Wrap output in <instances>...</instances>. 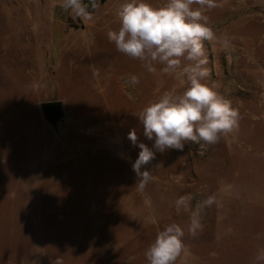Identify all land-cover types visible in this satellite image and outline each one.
<instances>
[{
	"label": "rangeland",
	"instance_id": "374dc122",
	"mask_svg": "<svg viewBox=\"0 0 264 264\" xmlns=\"http://www.w3.org/2000/svg\"><path fill=\"white\" fill-rule=\"evenodd\" d=\"M124 0H98L91 19L63 14L62 0H0V264H147L145 250L168 224L184 231L176 264H257L264 248V0H217L204 9L216 38L205 42L206 83L231 101L238 127L212 146L156 152L152 179L136 187L132 163L150 148L140 111L186 78L149 72L107 39ZM160 6L166 0H149ZM86 5L90 2L84 0ZM72 32L57 56L55 22ZM225 41L227 43H225ZM130 75L139 84L126 83ZM62 103L50 123L42 104ZM191 194L203 230L188 233Z\"/></svg>",
	"mask_w": 264,
	"mask_h": 264
},
{
	"label": "clouds",
	"instance_id": "9594fccd",
	"mask_svg": "<svg viewBox=\"0 0 264 264\" xmlns=\"http://www.w3.org/2000/svg\"><path fill=\"white\" fill-rule=\"evenodd\" d=\"M61 6L76 17L91 19L89 6L95 9L96 4L94 0H90V5L84 0H62ZM216 6L217 0H166L160 6L149 0H124L116 9L120 26L118 30H109L107 39L118 52L144 62L149 72H154L153 65L159 64L164 73L179 71L186 78L182 92L165 93L140 111L143 136L154 141L151 148L138 139L135 128L128 133L132 146L140 149L132 170L141 192L152 179L146 166L156 158V152L183 151L188 143L199 148L212 146L238 127L239 113L231 101L205 82L210 75L205 42L215 40L216 33L203 10ZM139 82L136 75L126 79L131 86ZM192 200V195L187 194L174 203L177 214L182 210L189 213L188 233L196 236L203 230L202 211L211 208L216 197L209 195L195 208ZM184 236L180 225L164 226L145 250L147 264H176L185 248ZM255 260L264 264V248L258 250ZM52 264L63 261L57 257Z\"/></svg>",
	"mask_w": 264,
	"mask_h": 264
},
{
	"label": "crops",
	"instance_id": "0c3cea01",
	"mask_svg": "<svg viewBox=\"0 0 264 264\" xmlns=\"http://www.w3.org/2000/svg\"><path fill=\"white\" fill-rule=\"evenodd\" d=\"M59 1L60 0H56ZM59 10L63 12V14L69 15L71 14L70 11H65L62 6H59ZM50 42L48 43V48L51 50L52 55L57 56L63 47L64 44H66L69 41L70 35H72V32L68 31L66 32L63 29V24L61 22H55V25L51 28L50 31Z\"/></svg>",
	"mask_w": 264,
	"mask_h": 264
},
{
	"label": "water",
	"instance_id": "95a60500",
	"mask_svg": "<svg viewBox=\"0 0 264 264\" xmlns=\"http://www.w3.org/2000/svg\"><path fill=\"white\" fill-rule=\"evenodd\" d=\"M101 3L107 2V0H100ZM42 109L45 113L47 120L55 124L57 123L62 117V103L59 101H50L42 104Z\"/></svg>",
	"mask_w": 264,
	"mask_h": 264
},
{
	"label": "trees",
	"instance_id": "16d2710c",
	"mask_svg": "<svg viewBox=\"0 0 264 264\" xmlns=\"http://www.w3.org/2000/svg\"><path fill=\"white\" fill-rule=\"evenodd\" d=\"M87 2H90V0H86ZM94 3L96 4V7H97V5H98V0H94ZM96 7H95V9H96ZM94 10V9H93Z\"/></svg>",
	"mask_w": 264,
	"mask_h": 264
}]
</instances>
